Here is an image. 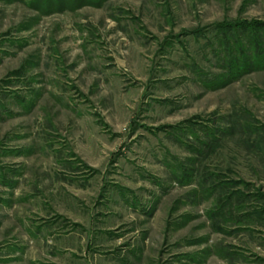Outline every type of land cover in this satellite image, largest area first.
I'll use <instances>...</instances> for the list:
<instances>
[{
  "label": "rangeland",
  "instance_id": "374dc122",
  "mask_svg": "<svg viewBox=\"0 0 264 264\" xmlns=\"http://www.w3.org/2000/svg\"><path fill=\"white\" fill-rule=\"evenodd\" d=\"M55 4L0 0V264H264V0Z\"/></svg>",
  "mask_w": 264,
  "mask_h": 264
},
{
  "label": "trees",
  "instance_id": "16d2710c",
  "mask_svg": "<svg viewBox=\"0 0 264 264\" xmlns=\"http://www.w3.org/2000/svg\"><path fill=\"white\" fill-rule=\"evenodd\" d=\"M37 1L40 2V0ZM42 1L46 4V1L48 0ZM95 1L100 0H55V7L63 8L69 3L74 5H92L95 4ZM220 29L223 36V47L229 56V58L228 56L226 58H223L225 60L223 61V63L228 78H237L239 75H241V73L248 72L249 70L264 69V22H254L251 24L237 23L222 26ZM241 38L243 40L245 39V44L241 42ZM234 54H236L237 57L233 58L232 55ZM235 65L238 66V74L234 73L237 69ZM217 185L219 184L213 185V187L215 188V186ZM229 197L230 196L228 195V199ZM226 201L227 200L225 199L223 203H225ZM238 202L236 204L238 205L237 207H231L232 215L236 210L240 209V207L245 208L246 206L245 200H238ZM231 211L229 212L230 216ZM248 212L249 211L246 210L243 216H241V220L239 221H245L249 219L250 215ZM218 213L222 218L225 216V212Z\"/></svg>",
  "mask_w": 264,
  "mask_h": 264
}]
</instances>
